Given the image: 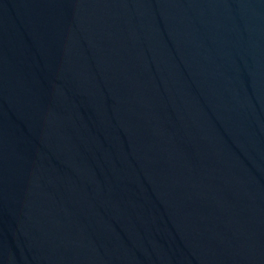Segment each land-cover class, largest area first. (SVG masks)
<instances>
[{"label":"water","instance_id":"95a60500","mask_svg":"<svg viewBox=\"0 0 264 264\" xmlns=\"http://www.w3.org/2000/svg\"><path fill=\"white\" fill-rule=\"evenodd\" d=\"M0 264H264V0H0Z\"/></svg>","mask_w":264,"mask_h":264}]
</instances>
